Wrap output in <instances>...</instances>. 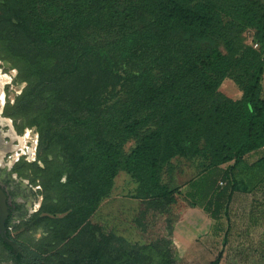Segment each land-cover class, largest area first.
I'll list each match as a JSON object with an SVG mask.
<instances>
[{"label":"trees","instance_id":"1","mask_svg":"<svg viewBox=\"0 0 264 264\" xmlns=\"http://www.w3.org/2000/svg\"><path fill=\"white\" fill-rule=\"evenodd\" d=\"M245 29L259 51L243 44ZM0 59L25 84L4 115L39 135L37 162L14 172L33 170L43 199L12 231L6 222L20 247L16 255L0 235L11 264H172L170 242L133 248L92 223L115 177L132 173L143 204L172 231L181 191L164 182L167 164L208 163L187 197L217 220L226 195L214 192L218 176L234 192V169L264 147L263 0H0ZM227 78L242 87L240 101L220 92ZM25 223L46 231L36 250L14 235Z\"/></svg>","mask_w":264,"mask_h":264},{"label":"rangeland","instance_id":"2","mask_svg":"<svg viewBox=\"0 0 264 264\" xmlns=\"http://www.w3.org/2000/svg\"><path fill=\"white\" fill-rule=\"evenodd\" d=\"M239 28L237 27L235 30L238 32L240 31ZM254 33L253 30L245 29L241 32L240 38L246 47L259 51V48L255 47ZM219 49L224 56H231L225 44L221 43ZM0 71L7 79V83L10 80L9 77L12 79L5 89L6 107L8 103H14L16 97L20 95L16 91L23 90L25 84L17 83V70L1 59ZM241 81L247 83V76ZM261 87L260 97L264 99V76ZM220 92L233 101H240L243 96L242 87L231 78L223 81ZM11 120L18 135L22 136L27 130L30 131V139H28V136L26 137L30 142L29 146L36 144V136L38 135L36 128H25L22 132L20 129L23 121ZM203 128L205 135H208L207 125H203ZM136 144L135 140L130 141L126 145L125 151L130 153L136 147ZM201 146H204V140H202ZM21 162L33 164L37 161L27 162L23 158L18 164ZM38 165L43 167L42 163H38ZM224 167H227V165ZM207 168L208 163L203 158L198 157L177 156L166 165L163 172L164 182L172 189L180 188L181 191L176 195L177 204L171 208L169 214L174 226L172 231L169 229L170 224L167 222V216L155 210L147 209L143 204L139 194V181L132 173L126 171L119 172L115 177L113 188L110 194L100 202L92 217V223L97 224L106 235L113 234L133 248L140 249L155 246V244L161 242H170L169 256L173 260L172 264H210L218 257H220L219 264H264V195L259 191L264 186V179L259 177L247 178L248 181L245 178L247 183L241 182V185L238 183L237 189L232 192V184L228 182L220 185L223 176H218L214 192H223L226 195L222 199V209L218 219L212 220L215 229L220 233H218L220 241L217 246L221 250L213 254V252L208 253L204 248L205 250L201 256L199 255L200 252H196L197 257L188 255L190 248L189 242H187L188 237L184 236L183 230H179L178 222L185 212L203 206L200 201H193L187 197L191 189L188 185L191 181L199 178ZM27 175L28 178H21L31 184L36 196L37 206L43 200L40 201V198H42L41 182L39 179H35L33 170L29 171ZM37 187H40V189H37ZM45 232L42 226L36 227L25 223L14 231V235L18 237L24 246L36 250L40 247L39 244L43 240ZM196 242L199 243L200 241L197 240ZM213 248L215 251V247ZM9 258V253L0 243V260H5L6 264H11Z\"/></svg>","mask_w":264,"mask_h":264},{"label":"flooded vegetation","instance_id":"3","mask_svg":"<svg viewBox=\"0 0 264 264\" xmlns=\"http://www.w3.org/2000/svg\"><path fill=\"white\" fill-rule=\"evenodd\" d=\"M3 111L4 109L2 111L0 109V187L8 198L10 212L8 229L12 231L14 226L21 222L22 216L27 219L35 214L37 200L31 184L14 172L21 161L15 162L11 157L18 148L19 135L13 125L6 120ZM0 264H6V261L0 260Z\"/></svg>","mask_w":264,"mask_h":264},{"label":"crops","instance_id":"4","mask_svg":"<svg viewBox=\"0 0 264 264\" xmlns=\"http://www.w3.org/2000/svg\"><path fill=\"white\" fill-rule=\"evenodd\" d=\"M229 166L230 165H227V167L222 166L221 169L226 170ZM234 177L240 185L242 184L241 182L247 183V178L250 177L264 179V147L247 154L242 162L234 169ZM259 191L264 195V186H262ZM178 223L179 230H183L184 236L188 237L187 242H189L188 245L190 247L188 255L190 257H197L196 252H200L199 255L201 256L205 249L208 253L213 252L214 254L215 252L216 254L220 252L221 248L219 250L217 246L220 241V238H218L219 231L215 229L214 221L204 208H192L185 212ZM197 240L200 242L197 243ZM213 247H215V251Z\"/></svg>","mask_w":264,"mask_h":264},{"label":"built area","instance_id":"5","mask_svg":"<svg viewBox=\"0 0 264 264\" xmlns=\"http://www.w3.org/2000/svg\"><path fill=\"white\" fill-rule=\"evenodd\" d=\"M255 47H258V45H255ZM2 72V71H0ZM9 82L7 84H5L2 87L1 93H0V109L1 111L5 108V104H6V86L10 84V82L12 81V79L9 77ZM23 88V87H22ZM17 94H21L22 89L19 91H16ZM6 120L12 124V120L9 118H6ZM28 136V139H30V131L27 130L25 132V134H23L22 136H18V140H19V145L17 150L15 151V153L11 156L15 162H18L21 159H25L27 161H37L36 158V154H37V146H38V135L36 136V144L29 146V141L26 138ZM220 185H223V182L219 183ZM37 189H40V187H37ZM42 200V198H40V201ZM41 203V202H40ZM41 204L35 206L34 208V212H38V210L40 209Z\"/></svg>","mask_w":264,"mask_h":264},{"label":"water","instance_id":"6","mask_svg":"<svg viewBox=\"0 0 264 264\" xmlns=\"http://www.w3.org/2000/svg\"><path fill=\"white\" fill-rule=\"evenodd\" d=\"M8 198L6 193L0 187V235L4 242L10 246L16 255L20 253V247L15 244L14 241L10 240L7 236V226L6 222L9 218V205H8Z\"/></svg>","mask_w":264,"mask_h":264},{"label":"bare ground","instance_id":"7","mask_svg":"<svg viewBox=\"0 0 264 264\" xmlns=\"http://www.w3.org/2000/svg\"><path fill=\"white\" fill-rule=\"evenodd\" d=\"M6 81L7 79H5V76L0 73V92L2 90L3 85L6 83Z\"/></svg>","mask_w":264,"mask_h":264}]
</instances>
